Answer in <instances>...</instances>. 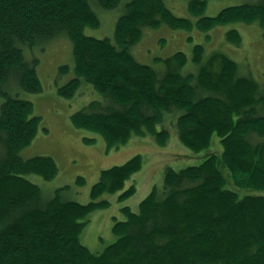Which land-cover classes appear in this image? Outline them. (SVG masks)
Returning a JSON list of instances; mask_svg holds the SVG:
<instances>
[{"label": "trees", "instance_id": "16d2710c", "mask_svg": "<svg viewBox=\"0 0 264 264\" xmlns=\"http://www.w3.org/2000/svg\"><path fill=\"white\" fill-rule=\"evenodd\" d=\"M121 3L126 10L113 37L85 32L100 24L102 8ZM206 8L207 0L189 1L194 21L175 14L166 0H0V264H264V83L243 73L227 53L206 57L202 44L193 51L197 73L183 72L185 52L166 58L162 74L131 51L147 26L209 31L256 20L264 26V0L230 5L214 16L204 15ZM62 33L73 43L75 76L59 85L58 93L72 98L88 82L102 94L71 120L103 136L108 150L134 135L150 134L165 145L171 130L159 125L170 120L194 151L210 147L214 134L223 145L221 153L214 151L199 164L168 167L163 184L154 185L138 211L123 206L127 219H115L117 239L101 252L81 240L88 217L111 203L106 193L121 191V200L135 193L134 183L125 187L142 169L143 155L103 169L92 200L82 203L64 197L70 185L50 196L28 178H55L60 167L53 156L21 154L42 125L34 102L20 96V90H43L40 59L26 49H43ZM227 38L242 42L237 29ZM84 140L93 143L97 137ZM227 181L252 192L241 195Z\"/></svg>", "mask_w": 264, "mask_h": 264}, {"label": "rangeland", "instance_id": "374dc122", "mask_svg": "<svg viewBox=\"0 0 264 264\" xmlns=\"http://www.w3.org/2000/svg\"><path fill=\"white\" fill-rule=\"evenodd\" d=\"M189 1L166 0L175 14L196 21L198 17L189 10ZM247 2L253 3L256 0H207L204 15L214 16L227 6ZM125 10L124 3L113 9L102 8L98 12L101 18L100 24L96 27H86L85 32L98 38L113 37L116 22ZM231 29H237L241 33V44L236 45L228 40L227 32ZM196 44L205 46L206 57L214 51L227 53L239 62L243 73L250 74L260 83H264V26L257 20L253 23L233 22L217 25L209 31H203L198 27H193L191 30L174 29L167 24L159 27L147 26L144 27L142 38L132 46L131 51L140 62L152 65L162 74L167 69L165 59L182 51L189 56L183 72L193 70L197 73L199 66L192 61ZM26 51L29 57L37 56L40 59L38 71L43 90L41 92L20 90V96L34 102V114L42 116V125L33 142L22 149L21 154L27 158L35 155H50L57 160L60 171L55 178L48 180L37 174L28 175V178L39 184L46 195L51 196L56 189L70 185L63 193L64 197L88 203L92 200V186L99 180L103 169L123 164L139 153L144 158L142 169L126 183L125 188L133 183L136 185L135 193L122 200L119 199L121 191L106 193L104 197L111 203L106 207H98L90 213L81 240L91 250L101 252L116 241L117 235L113 231L114 221L127 219L122 207L127 205L133 211H138L141 201L148 196L154 185L163 184L168 167L181 169L203 162L210 153L222 152L223 145L217 134H214L211 146L200 151H194L184 145L179 138L176 123L173 125L174 120L166 122V125H159L160 129L168 127L171 130L170 139L165 145H160L150 134L134 135L126 144L108 150L103 136L84 128H77L71 120L74 112L83 109L91 101L102 100L104 98L102 94L96 92L88 82H83L72 98L58 93V86L75 76L73 43L70 37L62 33L61 36L48 41L43 49H26ZM65 64L71 66L69 72L61 70V66ZM42 127H47L48 131H44ZM85 136L97 137V140L87 143L84 140ZM79 176L86 178L84 184L77 182ZM226 177H229V172H226ZM226 186L237 190L241 195L252 192L250 189L237 187L231 181H227Z\"/></svg>", "mask_w": 264, "mask_h": 264}]
</instances>
